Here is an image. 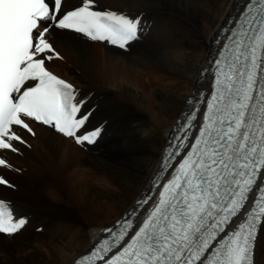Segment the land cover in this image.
Wrapping results in <instances>:
<instances>
[{"label": "snow or ice", "instance_id": "obj_1", "mask_svg": "<svg viewBox=\"0 0 264 264\" xmlns=\"http://www.w3.org/2000/svg\"><path fill=\"white\" fill-rule=\"evenodd\" d=\"M64 4L0 0V167L12 168L2 150L18 153L13 142L26 143L13 126L35 136L26 121L78 145L101 134L102 126L78 135L91 113L81 114L76 88L45 66L61 58L46 38L53 28L125 50L144 28L142 15L96 11L94 0L67 11ZM222 32L228 43L216 40V57L201 73H211L212 90L189 98L191 109L173 129L181 135L169 141L152 181L155 199H138L73 264H254L264 226V0H250ZM0 185L14 187L3 176ZM27 223L0 201V233Z\"/></svg>", "mask_w": 264, "mask_h": 264}, {"label": "bare ground", "instance_id": "obj_2", "mask_svg": "<svg viewBox=\"0 0 264 264\" xmlns=\"http://www.w3.org/2000/svg\"><path fill=\"white\" fill-rule=\"evenodd\" d=\"M243 1L94 0L93 10L142 15L143 31L125 52L51 30L46 38L61 58L46 66L76 88L81 114L91 113L78 135L102 131L92 145H78L42 125L31 124L35 136L14 127L26 143L13 142L18 153L2 151L22 175L16 192L23 202L7 195L6 185H0V200L28 223L12 236L0 235V264H71L130 210L154 176L188 99L207 90L209 77L201 73L213 41ZM80 4L65 0L64 10ZM254 262L264 264V226Z\"/></svg>", "mask_w": 264, "mask_h": 264}, {"label": "rangeland", "instance_id": "obj_3", "mask_svg": "<svg viewBox=\"0 0 264 264\" xmlns=\"http://www.w3.org/2000/svg\"><path fill=\"white\" fill-rule=\"evenodd\" d=\"M77 7V6H75ZM95 9V7H94ZM98 10H104V11H107L106 8H101V7H97ZM96 9V10H97ZM133 50L135 51H138L139 50V46L138 47H133ZM131 52V51H130ZM133 52V51H132ZM56 60H60V59H57V58H54ZM51 63V62H50ZM78 100V99H77ZM61 147V146H60ZM30 150V149H29ZM35 150V149H34ZM31 154L34 155L33 152L29 151ZM99 152V150H98ZM26 167V163H24V168ZM0 174H2V176L11 184V185H14L15 186V189H12L11 187L10 188H5L6 190V193L7 195L9 194L10 197H14L13 199L16 200V201H19V202H23V198L16 192V187H17V184L18 185H22V182H21V179L22 178H19V177H22V175H18L17 173H15V171L11 168H7V167H4V168H0ZM39 193V192H38ZM14 194V195H13ZM40 195L46 197L45 195H43L42 193H39ZM13 195V196H12ZM9 198V201L11 200L13 203H14V200ZM105 220H108V219H105ZM28 230L24 231L22 234H25L27 233ZM8 240H11V239H8ZM10 243L12 242L9 241ZM89 250V249H88ZM79 255H82L81 253Z\"/></svg>", "mask_w": 264, "mask_h": 264}]
</instances>
